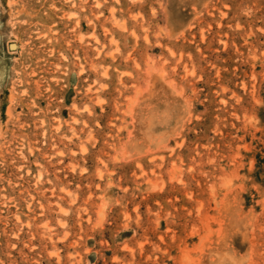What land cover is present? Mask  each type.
<instances>
[{
	"label": "rangeland",
	"instance_id": "1",
	"mask_svg": "<svg viewBox=\"0 0 264 264\" xmlns=\"http://www.w3.org/2000/svg\"><path fill=\"white\" fill-rule=\"evenodd\" d=\"M0 264H264V0H0Z\"/></svg>",
	"mask_w": 264,
	"mask_h": 264
},
{
	"label": "bare ground",
	"instance_id": "2",
	"mask_svg": "<svg viewBox=\"0 0 264 264\" xmlns=\"http://www.w3.org/2000/svg\"><path fill=\"white\" fill-rule=\"evenodd\" d=\"M12 47H14V44H12Z\"/></svg>",
	"mask_w": 264,
	"mask_h": 264
}]
</instances>
